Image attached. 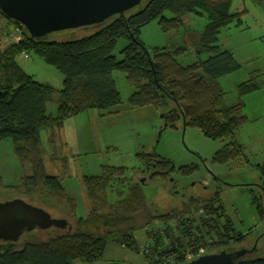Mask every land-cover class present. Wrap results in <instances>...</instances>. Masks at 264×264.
Listing matches in <instances>:
<instances>
[{
	"label": "trees",
	"instance_id": "1",
	"mask_svg": "<svg viewBox=\"0 0 264 264\" xmlns=\"http://www.w3.org/2000/svg\"><path fill=\"white\" fill-rule=\"evenodd\" d=\"M246 1L264 3V0ZM233 2L146 0L141 8L125 14L124 18L117 16L91 35L69 40H33L22 26L0 14L21 33L16 43L4 51L0 50V142L9 140L17 160L22 165L29 163L32 166V174L24 176L20 186H5L0 177V189L18 191L16 198L34 205L28 200L29 196L41 195L42 202L49 201L52 196L70 199L62 178L46 173L42 132H48V141H55L56 137L59 140L65 123L72 117L92 110L101 112V115L113 113L112 109L123 102L114 77L116 72L124 73L127 82L135 89L128 102L130 106L152 107L159 111L165 129H176L185 119L186 126L200 129L212 140L235 138L248 122L242 97L257 92L263 84L255 83L254 79L244 82L238 88L239 102L226 105V93L219 80L241 66L234 54L219 43V36L231 25L242 26L245 13V10L232 12ZM191 14L207 18L205 28L197 35V62H180V57L189 53L190 49L186 46L148 49L142 42L140 35L144 26L158 20L162 30L171 33L181 29L186 16ZM120 38L128 39L129 43L121 51L122 59L118 60L114 53ZM22 54L37 57L56 69L63 76V89L57 90L27 74L17 62ZM50 103L57 106L55 115L48 114ZM243 150L234 140L218 151L212 160L219 164L236 162ZM139 158L145 171L156 164L159 170L166 171L171 177L170 173L175 169L171 161L154 153H142ZM258 169L263 177L264 164ZM194 170L188 167L180 169L186 175ZM127 171L126 168H108L101 176L85 177L88 197L95 198L108 186L124 183ZM261 186L264 190V183ZM21 188L24 191H20ZM46 196L48 200H45ZM263 200V195L254 197L262 219ZM123 205L114 214L91 213L92 221L103 224L105 231L102 236L74 228L63 234L53 233L47 240L32 238L23 241L25 233L17 243L0 241V264H75L77 261L95 264L103 260L110 236L117 235L122 247L133 248L136 246L134 232L141 227L148 230L149 242L158 252L156 258L146 255L151 260L150 264H186L188 253L196 256L201 251L204 252L202 254L230 251L247 238L233 228L219 194L209 199L190 200L187 207L181 206L167 215L157 212L153 215L138 184L131 186ZM37 206L46 209V205ZM192 208L202 212L197 226L202 239L191 231V227H185L182 220V214L191 213ZM173 218H177L180 235L174 234L167 225L164 229L155 227L158 222ZM83 220L80 218L78 224ZM201 224L204 228L200 227ZM207 236L213 239L211 243L205 240ZM235 264H264V256H249Z\"/></svg>",
	"mask_w": 264,
	"mask_h": 264
},
{
	"label": "rangeland",
	"instance_id": "2",
	"mask_svg": "<svg viewBox=\"0 0 264 264\" xmlns=\"http://www.w3.org/2000/svg\"><path fill=\"white\" fill-rule=\"evenodd\" d=\"M243 1L234 0L232 5V12L245 10L242 26L231 25L219 36V43L223 46L237 47L236 59L240 61L241 66L239 70L219 80L222 90L226 93L225 102L228 106L239 102L238 88L244 82L254 79L255 83L264 86V31L257 24L258 20L264 24V18L260 16V11L264 12V8L255 2L246 1L244 4ZM185 19V25L171 33L164 32L158 20L151 22L141 29L142 42L148 49L186 46L190 49L189 53L180 57V62L185 64L197 62L199 60L195 54L197 35L205 28L207 18L191 14ZM3 23H7L6 19L0 15V49L4 51L16 43L15 38L21 33L15 30L12 24L6 26ZM95 30L54 34L50 39H76L89 36ZM128 43L126 38L119 39L114 53L118 60L122 59L121 51ZM247 50L256 52L258 57L253 60L247 59L249 55ZM19 64L37 81L50 84L57 90L63 89V76L37 57L25 58L22 54ZM114 77L123 102L112 109L113 113L101 115V112L92 110L72 117L60 132V139L57 140L55 136V141L49 140L51 143L48 141V132L46 130L42 132V146L46 151L44 153L46 173L62 178L65 192L70 199L52 196L49 197V201L42 202L41 195L39 197L34 195L29 196L28 200L36 205H46V210L53 217L67 219L75 230L82 228L88 234L102 236L105 231L103 224L92 221L91 213L109 215L121 210L131 186L139 184L153 215L156 212L159 215H167L177 211L176 209L181 206L187 207L189 201L183 200L185 195L187 197L211 195L215 191H220L219 199L224 205L226 216L233 223V228L247 235L245 242L236 246L234 250L258 246L257 251L250 256L263 257L264 219L261 218L259 208L254 203V197L264 196L261 186L264 183V176L262 177L258 169L264 164V119L260 111L254 112L262 110L264 97L261 94L243 96L242 101L246 103L244 113L249 116L250 121L241 127L235 138L212 140L198 128L187 126L184 129L183 123L176 129H165L163 116L159 111L152 107L130 106L128 102L135 89L127 82L125 74L116 72ZM260 90L257 92L260 93ZM247 97L251 98L246 100ZM56 110V104L48 105V114L55 115ZM234 140L244 149L239 160L227 164L213 162V156ZM142 153H154L171 161L175 169L170 174L177 181V187L173 188L172 183L166 179L164 181L167 183L161 181L151 183L152 180L146 178L148 174L139 158ZM183 167L195 170L191 175H184L180 171ZM108 168L128 169L127 181L115 187L108 186L95 198H89L84 185L85 177L101 176ZM31 174V164L22 165L17 160L13 154L12 143L9 140L0 142V177L3 184L20 186L23 177ZM142 179H145L144 184L141 182ZM20 191L24 190L21 188ZM17 192L7 188L0 189V202L16 198ZM45 198L48 200L47 196ZM261 205L264 209V200L261 201ZM201 213V209L198 211L193 209L191 213L182 214L185 227H191V231L200 239L202 234L197 226L200 224ZM80 218L84 220L78 224ZM176 222L177 218H173L158 222L155 227L164 229L167 225L178 236L180 231ZM203 226L204 224L200 225L204 228ZM66 231L68 230L57 228L34 230L25 234L23 241L32 238L47 240L53 233L63 234ZM147 231L145 227H141L134 232L136 246L133 248L122 247L117 235L110 236L103 260L95 264H149L143 255L146 243L150 241ZM205 240L208 243L213 241L210 236ZM1 244L0 242V246ZM75 264L87 263L77 261Z\"/></svg>",
	"mask_w": 264,
	"mask_h": 264
},
{
	"label": "water",
	"instance_id": "3",
	"mask_svg": "<svg viewBox=\"0 0 264 264\" xmlns=\"http://www.w3.org/2000/svg\"><path fill=\"white\" fill-rule=\"evenodd\" d=\"M145 1L0 0V14L22 26L31 39L42 41L54 34L97 30L117 16L124 18L138 10ZM183 125L185 129V119ZM51 228L73 230L67 219L55 218L46 209L22 198L0 202V241L17 243L25 233ZM235 250L202 254L186 264H235L252 252Z\"/></svg>",
	"mask_w": 264,
	"mask_h": 264
},
{
	"label": "flooded vegetation",
	"instance_id": "4",
	"mask_svg": "<svg viewBox=\"0 0 264 264\" xmlns=\"http://www.w3.org/2000/svg\"><path fill=\"white\" fill-rule=\"evenodd\" d=\"M146 172H147V174H148V176L146 177V178H149V179H151L152 181H151V183H154L155 181L156 182H158V181H161V182H164V183H167L166 181H164L163 179L164 178H167V180L169 181V182H171L172 183V186H173V188H176L177 187V181L173 178V177H170V176H168L167 174V172L166 171H161V170H159L158 168H157V165L156 164H152L151 166H149L148 168H147V170H146ZM184 175H186V174H184ZM184 175H181L183 178H186V176H184ZM189 175H191V174H189ZM200 183V182H199ZM202 184V183H201ZM203 187H205L204 185H202ZM179 188V187H178ZM174 191V190H173ZM221 194V192L220 191H215L213 194H211V195H208V194H205V195H189L188 197H187V195H185V196H183V200H185V199H188V201H190V200H194V201H197V200H204V199H209V198H211V197H215V196H217L218 194ZM242 249H246V250H249V251H252L251 252V254L250 255H252L254 252H256L257 251V249H258V246H256V247H250V248H247V247H240V249H237V250H242ZM236 251V250H235ZM249 255V256H250Z\"/></svg>",
	"mask_w": 264,
	"mask_h": 264
},
{
	"label": "crops",
	"instance_id": "5",
	"mask_svg": "<svg viewBox=\"0 0 264 264\" xmlns=\"http://www.w3.org/2000/svg\"><path fill=\"white\" fill-rule=\"evenodd\" d=\"M245 2H246V0H244L243 1V3L245 4ZM258 5H260V6H262L263 8H264V3H261V4H258ZM242 11H244V10H242ZM242 11H238V12H242ZM262 12V13H261ZM260 16L262 17V18H264V12L263 11H260ZM260 23V24H259ZM257 24L260 26V27H262V30L264 31V24H263V22L261 21V20H258L257 21ZM3 25H6V26H8V23H3ZM15 42H16V38H15ZM219 42H220V40H219ZM221 44V43H220ZM222 45V44H221ZM223 46V45H222ZM223 48L224 49H227V50H230L233 54H234V56H235V58H237V47H230V48H227L226 46H223ZM1 50V49H0ZM1 51H3V50H1ZM247 53L249 54L248 56H247V59H251V60H253L254 58H256V57H258V55H257V53L256 52H251L250 50H247ZM19 58H20V56L18 57V59H17V62H18V64H19ZM237 60V59H236ZM237 62H240L239 60H237ZM20 65V64H19ZM23 69V68H22ZM260 93H258V92H254V93H251V94H249V95H247V96H258V95H252V94H261L263 97H264V86H263V88L259 91ZM248 98H251V97H247L246 98V100L248 99ZM246 104V103H245ZM261 109L262 110H257L256 112H254V113H258L259 111L261 112V117L264 119V103H263V106H261ZM250 114V113H249ZM247 117H248V122L250 121V118H249V116L248 115H246ZM247 122V123H248ZM139 252V251H138Z\"/></svg>",
	"mask_w": 264,
	"mask_h": 264
},
{
	"label": "built area",
	"instance_id": "6",
	"mask_svg": "<svg viewBox=\"0 0 264 264\" xmlns=\"http://www.w3.org/2000/svg\"><path fill=\"white\" fill-rule=\"evenodd\" d=\"M18 31V30H17ZM20 39V37L18 36V37H16V41H18ZM24 56H25V58H30V55H28V54H24ZM157 251L153 248V245H151V243L150 242H147L146 243V246H145V248H144V250H143V255L144 256H148V257H150L151 259L153 258V256L156 258L157 257ZM203 253V251H201L200 253L198 252V254L196 255V256H194L193 255V253H188L187 255H186V260L189 262V261H191V260H193V259H195L196 257H198V256H200L201 254ZM146 256V257H147ZM147 257V260L149 261V264L151 263V260H150V258H148ZM154 258V259H155Z\"/></svg>",
	"mask_w": 264,
	"mask_h": 264
}]
</instances>
